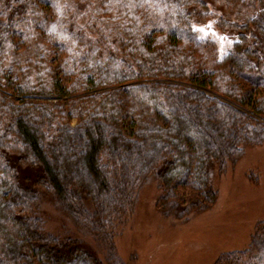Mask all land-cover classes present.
<instances>
[{
    "label": "trees",
    "instance_id": "obj_1",
    "mask_svg": "<svg viewBox=\"0 0 264 264\" xmlns=\"http://www.w3.org/2000/svg\"><path fill=\"white\" fill-rule=\"evenodd\" d=\"M254 2L216 22L236 36L219 59L193 27L206 0H0V264H123L115 238L148 180L164 216L214 204L210 166L264 144ZM43 195L101 258L45 232ZM211 264H264V220Z\"/></svg>",
    "mask_w": 264,
    "mask_h": 264
},
{
    "label": "rangeland",
    "instance_id": "obj_2",
    "mask_svg": "<svg viewBox=\"0 0 264 264\" xmlns=\"http://www.w3.org/2000/svg\"><path fill=\"white\" fill-rule=\"evenodd\" d=\"M206 2L209 18L193 27L200 38L214 41L220 59L231 49L236 36L228 27L219 30L216 22L221 17L243 22L257 7L254 0L236 5L227 0ZM261 8L264 10V5ZM210 168L211 184L217 191L214 204L182 219L164 216L157 209L160 191L154 180L143 185L126 226L115 238L123 264H211L221 252L246 247L255 224L264 220V144L247 147L241 158L228 164L225 173L218 174L214 165ZM50 198L43 195L41 201L45 232L79 239L84 249L101 258L95 242L78 233Z\"/></svg>",
    "mask_w": 264,
    "mask_h": 264
}]
</instances>
